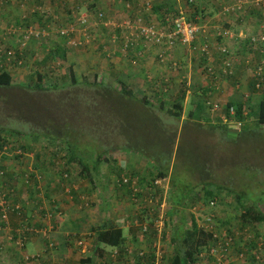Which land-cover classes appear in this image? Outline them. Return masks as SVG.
Wrapping results in <instances>:
<instances>
[{
	"label": "rangeland",
	"instance_id": "obj_1",
	"mask_svg": "<svg viewBox=\"0 0 264 264\" xmlns=\"http://www.w3.org/2000/svg\"><path fill=\"white\" fill-rule=\"evenodd\" d=\"M83 1L86 0H0V69L4 74L6 73L11 77L10 86H0V144L2 142L4 143L3 148L0 149V206L6 203L3 208L0 207V211L2 209L5 211V217L0 218V264H65L66 258L70 256L73 260L71 264H80L85 254L79 249L69 252L63 246L66 241L71 242V237H74L73 239L77 240V242L81 240L78 236H72L75 235L76 231L79 233L82 232L85 235L82 237V240H89V243H92L91 237H88L86 234L91 228L97 227L100 220H103L98 212V208L101 207L100 204H97L98 207H94L96 203L89 204V208L81 204L91 202L90 200L81 199V196L88 195H86V192L80 186V177L75 178L76 175L79 176L82 170L80 165L89 166L94 164L98 156L105 157L106 167L113 168L114 172H116L115 175L117 177L113 176L116 182L117 179L120 181L119 177L122 176L124 179L129 180L130 183L135 184L134 189L135 191L138 190V194L135 200L131 199V203L137 206V210L135 209L133 214L135 213L136 219H141L143 221L142 225H146L147 227H151L152 224L150 223L154 220L153 225L157 232L154 238L143 237V241L156 246L157 254L160 255V258L153 260L151 264H168L174 256V248L171 244L172 236L169 234V232L172 231V226L166 212L168 209L167 198L171 190L170 181L168 180V183L166 180L165 183L162 184L165 193L163 190L159 191L160 188L156 189L152 182L158 180V172H156L157 170H155V167L150 161V155L152 154L155 155L157 162H159L158 156L159 159L162 160L161 155L164 153L168 154L167 148L159 143H163L162 141H169L170 137L174 134L175 144L173 142H168L172 144V146H169L171 149V154H169V176H171L173 168L175 171H178V169L183 170V160L196 156L200 157L199 164L210 167L213 178L216 177V183L229 187L233 192L246 190L245 186H243V182L238 180V178L243 180L240 178L243 171L246 169L250 170L253 166L257 167L259 170H264V143L259 145V143H257L258 141L254 138L253 140H251V138L247 139L245 142H243L242 139H228L227 137L228 140H226L225 136L217 131L212 136L204 134L203 131L198 132L195 126L197 121L194 124H190L187 115L189 112L195 111L194 106L199 101L200 104L203 102L204 105L207 101L215 103L212 94L208 95V93H204L201 94L199 99H191L189 101H185V98V105H183V107L186 108L181 120L177 121L170 118L167 111L171 110L173 105L181 100V95L184 92L180 82L183 81L182 77H185L184 71H186V66L177 65L174 69L173 63L172 65L167 64V54L162 63L157 59L160 54L165 53V49H159L157 51L158 55L155 58L154 55L156 52L151 48L154 54L148 56V59L152 58L153 63L158 69H163V72L166 71V75H164L166 76L165 79L172 81L176 88L167 85L164 93H157L154 90L155 85H157L155 81H161V77L160 75L153 76L151 74L152 76H149L151 79L160 78L153 81V86L149 82V88L144 89V87H146L145 81H148L147 78H145L144 75H140L136 79L133 77L127 78V74L124 76V72H128L127 70H129L130 66L123 70H119L118 67L120 65L115 64L116 60H114V45H110V49H108L102 41L99 42V24L101 23L99 15L101 14H99L98 11L100 7H97V3L95 4L96 1L93 2V7H88L87 9H85L86 6L83 5ZM231 1L234 0H224L225 7H233V4L230 3ZM236 1L241 2V0ZM253 2L254 1H252V3ZM188 4L190 5V3ZM67 9L69 10L68 15L66 14ZM244 9H246V7H244ZM252 9H254L253 12L255 13L256 19L257 17H264V7H252ZM259 10L261 11L259 12ZM35 11H38L41 14L40 16H44V20H50V23L46 24V30L42 31L45 39L43 41H41V39L37 40V33L30 32V30V36L25 37L23 40L21 39V43L17 35L11 34L16 17L20 15L25 19V17L28 16V19L34 22L36 18L34 15ZM182 11L189 19L191 18L188 11L184 9H182ZM217 13H220V11ZM222 13L225 14L223 16L239 15L234 12L226 13L222 11ZM123 14L122 12L120 15L122 16ZM60 16L68 19H62ZM83 16L88 19L86 36L90 39L89 44H82L84 45L82 47L77 46L68 48L66 45L65 48L62 47V41L64 40L61 39L62 37L59 36V34H56V36L54 35L57 27L63 29L68 26H74L77 29L75 41L80 40L82 43L84 39L80 35L78 19ZM130 16L132 15L126 14L124 20H131L127 19L130 18ZM192 20L198 23L196 17ZM201 20L203 21L201 25L206 27L211 26L209 19L206 20L202 18ZM216 20L223 21V18L218 17ZM250 24L252 26L254 25L253 30L256 33L251 37H256L259 34L264 35V25H261V23L256 25L255 22ZM223 25H220L221 28H214V39L219 37L216 35L217 32L228 30ZM37 31H39V29ZM102 35L106 36L107 34L101 33V37ZM29 38H35L36 41L31 42ZM106 40L108 44L112 42L110 38ZM248 49L250 50L247 54L252 57V59L247 60L248 64L246 66L243 63L244 61L240 59L239 68L235 69L236 73H238L236 80L234 77L230 79L226 77L221 78V80H226L227 83L232 85L233 97H236L240 104L246 103V107H250L251 105L255 106L261 97H264V82L259 83L260 87L257 89L255 83L258 81L255 80L254 76L255 67L264 63V46L259 45L254 48L253 46H248ZM174 50L175 49H173L171 53ZM63 52H65L64 55ZM103 52L105 54H103ZM210 52L212 51L210 50ZM16 53L17 55H15ZM54 53H56V55H53ZM142 54L143 51L140 50L137 56L140 57ZM199 54V56L202 55L201 53ZM203 55H205V53H203ZM17 56L20 59H17ZM48 56L51 57L48 58ZM139 61H132L134 66L129 70L130 72L135 70V73H137L139 69L135 68L140 66ZM223 61L228 60L224 59ZM18 62L21 63V66L17 65ZM68 66L74 68L79 81L78 85L75 87H69L65 82L64 70ZM203 66L204 65H200L199 67L204 71L206 68ZM164 67L166 68L164 69ZM216 68L218 71L220 70L219 67ZM120 71L122 75H119ZM157 72L159 73V71ZM176 72L180 75L173 78ZM38 74L43 77L42 85L45 87L43 91H37L34 87V84L37 83ZM231 75L233 76L234 73ZM94 77L98 79V84L109 86L116 92L121 91L124 86L131 89L135 97L137 96L136 98L139 96L140 98L138 99L144 98L147 100L151 108H145L140 102H135L133 100L130 102L128 100L127 103H130L128 109H130V111H125L124 115L130 116L131 112L134 121L135 116L139 117V112L147 113V115L150 114L154 122L161 128L159 131L161 133H159L158 137L152 138V136L146 133L143 134V132L135 130L134 136L129 138L127 120L119 117V100H112L106 103L102 98L104 92L95 86L97 81L95 82ZM237 86L239 88H236ZM246 94H249L250 97ZM116 95H118V93ZM248 98L252 100L249 102L246 101ZM161 101L164 102V107L160 110L159 103ZM213 105L215 104L208 105L207 107L205 105V108L203 107L202 109H207L209 111L208 108H213ZM224 110L225 107L221 106L220 112L215 113L217 119L220 117L219 113ZM202 113L198 115V117L203 120H201V123L205 125L212 124L213 126L220 125L219 123L208 120L210 114L204 112L202 115ZM143 118L147 120L148 117L144 116ZM123 121L124 123H121ZM166 133L170 134V136ZM131 138L139 140V143L143 144H132L130 141H133V139ZM143 140H145V143ZM229 140L232 142H229ZM154 143L156 146L153 149L152 146ZM132 147L133 149L135 148V151L130 150ZM72 154L77 157L79 156L80 160L76 159L74 162H68ZM43 156L57 159L56 166L53 167L52 170L56 180L61 179L56 175L58 171H62L64 175L68 174L70 176L72 174L71 176H73L74 180L79 181L80 187L77 189L76 193L71 192V189L67 187L64 188L67 192L61 193L59 190V193L54 194V196H52L50 192H45L46 195L44 194V190L47 188L45 184L48 182V179H50V176L47 175L50 174L51 171L44 172L34 170V166L38 165ZM127 157L130 163L126 161ZM66 162H68V164ZM132 163L147 166L140 168V165H137L132 168ZM2 168H4L5 171L2 170ZM100 170H102V173H105L104 168ZM262 172L264 171H261V173ZM4 174L14 175L15 180L10 181V184H8L9 180H7V183H4ZM2 175H4L3 178L1 177ZM24 176L25 179L31 176L36 178L35 189L30 188V191L26 192V189H24L26 187L25 184L33 186L34 181H28V183L25 181V183L22 182L24 185L23 188L21 186V181L24 180ZM141 177L144 179V182L140 185ZM185 179L188 178L186 177ZM189 179L192 181L191 178ZM245 179V185L249 188L250 195L253 196L259 178L256 175H251L245 176ZM130 185L131 184H129V186ZM8 187L14 188L15 192L8 195L6 193ZM110 189H112V191L115 190L118 194V190H116L118 189L117 187H111ZM108 193L109 191L106 189L105 194L107 195ZM221 193L225 200L222 201L221 204L217 202V205L213 208L209 205L201 208L200 206L203 205V201L201 195L197 194V205L193 208L187 207L185 210V217L188 219L190 215H194L197 225L201 229H205L207 226L206 220L212 213L215 219L211 221L210 224L213 225L218 221L221 223L225 222V228H228L230 232H242L241 241L239 243L236 242L237 244L233 251L236 257L232 255V258L235 257L237 262H244L246 252L251 250L246 248L248 245L245 241L247 239L246 235L250 233V228L243 227L240 224L239 217L242 209L237 205V196L234 193L228 194L225 190H222ZM57 196L60 197L62 203L67 201L68 204H74L72 213L71 211L69 213L63 211L62 214L65 215L64 217L57 208L51 206L52 201H57ZM19 198L23 203H18V208L13 207V200ZM71 198H73L72 201L70 200ZM256 198H259V195H257ZM75 200L78 201L75 202ZM8 205L9 208H16L18 211L23 209L26 214L27 208L35 209L33 212L34 215H38L40 210L43 212L45 206L47 210H44V213L37 217V222L42 219L41 223L43 226L39 228V226L35 225L36 222H33L30 218L26 219V217L23 218L21 214L8 212L5 209ZM133 205H131L132 208L134 207ZM111 206L112 204L108 203L107 207L109 210L114 209ZM89 213H91L89 217L93 221L90 225L86 219ZM156 216L158 217L157 220H155ZM72 219H75L78 223L81 221L85 226H80V230H77L74 226L75 222L72 221ZM24 220L28 223L24 228L29 227L31 229V232H28L26 235L20 230V221ZM69 220L71 223H69ZM83 220L88 224H85ZM108 224H110V222ZM129 225L131 224H127L128 227ZM164 226L168 227V229L166 230ZM260 226L261 225L257 227V229L260 228V230H258L259 237H261V234L264 235V226ZM141 227L142 226L138 223L137 228ZM55 228L57 231H55ZM38 229L41 230L35 231ZM14 231L18 234L17 239L13 236ZM52 233H54L55 236L53 239L59 238L65 240L63 246L57 247L56 240H51ZM61 233H64L65 237L61 238ZM123 234L126 235L125 232H123ZM34 239L39 241L41 247H44V252L40 254L35 253V251L30 253L26 252L28 250V242ZM244 242L245 246L243 247L242 245ZM258 243L260 242L258 241L257 245ZM93 244L96 245V242H93ZM132 248L138 250V252L148 250L146 249L147 247L140 249H135L136 247ZM240 253L244 254V260L239 259ZM126 258L127 257H125L123 261L116 259L111 260L109 258V260L107 259V263L126 264ZM27 259L28 262L25 263ZM127 262L132 264L130 259L129 261L127 259ZM107 263L106 260L99 262V264Z\"/></svg>",
	"mask_w": 264,
	"mask_h": 264
},
{
	"label": "crops",
	"instance_id": "obj_2",
	"mask_svg": "<svg viewBox=\"0 0 264 264\" xmlns=\"http://www.w3.org/2000/svg\"><path fill=\"white\" fill-rule=\"evenodd\" d=\"M95 1H94L95 4L97 3V7H100V9L98 10L99 14H103V20L99 24V33H100L98 34L99 42L102 41L105 44V47L108 49H110L109 47L110 45H114L115 52L113 55L115 57L114 60H116L115 64L120 65L118 67L119 70H123L124 68H127L129 66H130L129 67V70H130L132 66H134L133 62L135 60L136 61L140 60L139 61L140 66L138 68H135V69H139L137 73H135V70H132L134 73L127 70L128 72H124V76H126L127 74L128 75L127 78L133 77L134 79H136L138 78V76L144 75L145 78H147L148 80V81H145L146 87H144V89L149 88V85H150L149 82L153 86L154 85L153 81L161 77V81H155L157 85H155L154 90L157 93L162 92L163 88L166 89L167 85H169L172 88H176L173 85L172 81H168L167 79H165L166 76L164 75H166L165 74L166 71L163 72V69H158L153 63L152 58L148 59V56H150L151 54L152 55L154 54L151 51V48L152 50L156 52V54L154 55L155 58L158 55L157 51L159 49L161 50V48L154 47V46L143 48L141 44H138V45L134 44L133 46H129V48L126 51H124L123 49L125 45L124 34L123 32L115 29L114 27L117 24H121L124 21H126L124 20V17L126 14L132 15L130 16V18H127V19L132 20L133 18H136L139 16V17H143L145 22H153V23H159V24H164V21L166 19L172 18L173 15L175 14L177 15L179 11H181L182 9L188 11L191 17L193 18L196 17L198 24L200 26H203L205 29L204 34H201V36L196 40V42L190 48L177 46L172 53L166 52L167 54L166 58L168 61L167 64L172 65L173 63L174 69L177 67V65L186 66L185 68L186 71H184L185 77H182L183 81L180 82L183 86L182 89L184 90V93L186 92L185 101L186 100L189 101L191 99L193 100L199 99L201 94H204V93H208V95L212 94L213 100L215 101V103L209 101L205 104L206 107L208 106V104H215V105H219L220 107L221 106L225 107V110L219 113L220 117H218V119L216 118L217 115L215 114L217 113V111H214L212 108H208L210 112L207 109H202L201 113L203 112L202 115L204 114V112L207 114H210V118L208 120L214 123H219L221 126L226 127L227 129L230 130L231 125H227L230 121L226 119L227 118L226 108L229 106L231 107V105L234 103L240 104V102L236 99V97L234 98L232 95V85L227 83L226 80L224 81L221 80V78L228 77L225 74L226 73L225 67L233 69V71H235L236 73L235 69L239 68L238 65H239L240 59L244 61L243 63L245 66L248 64L247 60L252 59V57L248 56L247 54L248 51L250 50L248 49V46H250L249 39L252 35H255L256 33L253 30L254 25L252 26L250 23L255 22L256 25H259L260 23L261 25H264V17H257L258 19L257 20L255 18V13L253 12L254 9H252V7H264V0H241V2L236 1V0L231 1L230 3L233 4V7H231V9L234 10L232 12L239 14V15H232V16H223L225 14L222 13V11H224L227 8L225 7L224 0H95ZM145 1H148L150 3V7H151L150 15L144 12L143 7H144ZM252 1L254 2L252 3ZM126 3H130L131 5L130 11H126L125 7H123ZM188 3H190L191 6ZM83 5H86L85 9H87L88 7H92L93 3L83 1ZM244 7H246V9H244ZM261 10H259V12ZM218 11H220V13H217ZM122 12L124 14L121 16L120 14ZM66 14L67 15L69 14L68 9H67ZM60 17L62 19L65 18L62 16ZM218 17H222L223 21L216 20ZM202 18H205L206 20L209 19L211 26L206 27L204 25H201V23H203V21L201 20ZM65 19H68V18H65ZM220 25L225 26L228 30L224 32L221 31L222 32L221 37H217L214 39L213 38L214 36L213 34L215 32L214 28L215 27L221 28ZM247 25L249 26V28ZM101 33H106L107 35L106 36L102 35L101 37ZM82 38L85 41L86 37L84 35H82ZM109 38L112 40V42L108 44L106 39H109ZM219 38H222V39H219ZM204 49H206L205 55H203ZM209 49L212 52H210ZM140 50L143 51V54L142 56L139 57L137 56V54H138V51ZM199 53H201L202 55L199 56L200 55ZM103 54L105 53L103 52ZM224 59H227L228 61H223ZM200 65H204L203 67L206 68V70L204 71L201 70L199 67ZM216 67H219L220 70L218 71ZM165 68L166 67H164V69ZM157 71H159V73ZM151 74L153 76L160 75V77L151 79L149 77V76H152ZM119 75H122L121 71L119 72ZM178 75L180 74L176 72L173 75L174 76L173 78H175ZM236 88H239V87L237 86ZM246 95L250 97L249 94H246ZM138 98L140 97L138 96ZM139 100H144V98L139 99ZM251 100L252 99L248 98V101H251ZM183 105H185V102ZM199 105H200V101L196 103L194 108L196 109V107ZM203 107L205 108V106ZM183 108L185 111L186 107H183ZM202 121H200L199 124L202 125V127L206 126L204 123H201ZM191 123L193 122L190 120V124ZM126 161L130 163L128 157ZM56 162H57V159L55 158L53 159L52 157L49 158L47 156H43L42 160L38 163V165L34 166V170L36 171H44V172L51 171V173L47 175V176H50V179H48V182L45 184L47 188L45 189L46 191L43 189L44 194L45 192L46 193L50 192L52 196H54V194L59 193V190L61 191V193L67 192V190L66 191L64 190V188H67V187L71 189V192L76 193L77 189L81 186V188L86 192V195H88V196H81V199L90 200L91 202V203H81V204H83L84 207L86 208H89V204L96 203L94 207H98L97 204H100L101 207L98 208V212L100 214L101 219H103V220H100V222H98L97 227L91 228L87 234L85 233L88 237H91L92 243H89V240H85V239H83L84 240L83 241L82 237H84L85 235L82 232L79 233L78 231H76L75 235H72V236H78V238L81 240L77 242V240L73 239L74 237H71V242L66 241L65 245L63 246V243L65 242V240L59 239V238L53 239L55 236H54V233H52L51 240L52 239L54 241L56 240L57 247L63 246L69 252L74 251L76 249L81 250L82 253L85 254L81 260L82 264H99V262L102 260H106V263H107V259L109 260V258H112L111 256L112 250L106 249V248L104 249L103 247V251L105 255L104 257L99 259L97 258V255H98L97 252H100V251H98L97 243L95 245L93 244V242H96V237L99 231H102L104 228L109 229L110 227L119 228L121 229L122 233L123 232L126 233V235L123 234L124 245L125 247L128 248V254L124 256V257H127L125 259L126 264H129V262H127V259L129 261V259H132L133 255L138 252V250H134L132 247H136L135 249H140L144 247L145 248L147 247L146 249H149L152 247L151 244L143 241V238L141 237L140 232L137 229H134L132 227V222L136 219L135 217L136 214L135 213L133 214V211L135 209L137 210V206L136 205L134 206L133 203H131L132 201L130 199V194L127 189L118 188L116 186L115 183L119 181L117 179V182H116V180H114L113 178V176L117 177L115 175L116 172H114L113 168H109L108 166L106 167V161L105 162L103 161L101 163L99 170L96 173L97 175L95 174L93 176L84 177L81 175L82 171L80 172L79 176L76 175L75 178L80 177L81 179L80 186H79V181L74 180L73 176H71L72 175L71 173H70L71 174L70 176L68 174H66L67 175L66 176L64 175V172L58 171V174L56 176H58L61 179L56 180L55 175L52 173L53 167L56 166ZM68 162L66 163L68 164ZM137 165H140V168L147 166L143 164L132 163L131 167L133 168ZM80 167L81 169H83L84 166L80 165ZM101 168H104L105 173H102V170H100ZM63 175H64V179H63ZM25 176H24V179H25ZM35 179L36 178L34 177L33 186L25 184L26 185L25 188H24V185L22 184L24 180L21 181V186L24 189H26V192H29L30 188L31 189L36 188ZM143 180L144 179L141 177L140 185L141 183L144 182ZM166 180L170 181V176L167 177L165 181ZM29 181H32L30 177H29ZM74 183L76 184V186ZM111 187L113 188L117 187L118 189L116 190H118V194L115 192V190L112 191V189H110ZM170 187H171V184H170ZM106 189H108L109 191L107 195L105 194ZM40 192H41V188H40ZM57 197H58V199H56L57 201H52L51 206L53 208H57L61 215H63L62 214L63 211L67 213L71 211L72 213L74 204H68L67 201L65 203H62L60 197L59 196ZM70 200L72 201L73 198H71ZM77 201L78 200H75V202ZM20 202L22 201L19 198V203ZM108 203H111L112 204L111 207L114 209L109 210L107 207ZM103 205H104V208H103ZM131 205H133L134 207L132 208ZM26 210H27V214L25 215L26 219L30 218L31 220H33V222H36L35 225L41 228V226H43L41 223L42 219H40L37 222V217L38 215L44 213V210L45 211L47 210L46 207L44 206L43 212L42 210H40L38 215L33 214L35 209L27 208ZM90 214L91 213H89L86 217L89 225L92 224L93 222L92 219L89 217ZM63 216L65 217V215ZM72 221L75 222L74 226L76 227L77 230H80V226H85L81 221L79 223L76 222L75 219H72ZM87 222L84 221L85 224H88ZM109 222L110 224H108ZM69 223H71V221ZM127 224H131V225H129L128 227ZM222 224L226 225L225 222H222ZM261 226H264V224H261ZM165 228L166 230L168 229V227H165ZM258 230H260V228ZM55 231H57L56 228H55ZM172 233H173L172 231L169 232L170 235H172ZM246 236L247 237L251 236V233H248ZM60 237L61 238L65 237L64 233H61ZM261 237H264V235L261 234ZM27 247H28V250L26 252H29V253L32 251H35V253L40 254L45 251L44 247H41L39 241L36 239L32 241L30 240V242H28L27 244ZM246 248H250V246L249 247L247 246ZM253 250L254 251L252 252V255H254L257 260L255 261L251 260V254H250V251L248 250L245 254L246 255L245 261L237 262L235 258L236 257L235 252H233L232 255L235 257L233 258L232 264H264V244L258 243V245L255 246V249ZM120 261H123V260H120ZM71 263H73L72 257L71 256L67 257L65 264H71Z\"/></svg>",
	"mask_w": 264,
	"mask_h": 264
},
{
	"label": "trees",
	"instance_id": "obj_3",
	"mask_svg": "<svg viewBox=\"0 0 264 264\" xmlns=\"http://www.w3.org/2000/svg\"><path fill=\"white\" fill-rule=\"evenodd\" d=\"M34 15L36 16L35 18L36 21L34 20V22L30 21L28 19V16L25 17V19H23L22 16L18 15L13 25V31L11 32V34L17 35L18 38H20V40L21 39L23 40L25 37L30 36L29 34L30 30H31L30 32L39 33V35H41L42 31L46 30L47 28L46 24L50 23V20L49 21L44 20V16H40L41 14L38 11H35ZM176 17L177 15L175 14L173 15L172 19ZM192 19L193 17H191L188 20L192 22L193 21ZM38 29L39 31H37ZM56 30L54 33L55 36L56 34H58L56 33ZM29 39H31V42L36 41L35 38H29ZM39 39L43 41L45 38L42 36H39L37 40ZM61 39L64 40L62 41L61 46L65 48V45H66V47H68L67 37L64 35ZM22 40H21V43H22ZM64 54L65 52H63V55ZM15 55H17V53ZM53 55H56V53H54ZM50 57L51 56H48V58ZM17 59H20V58L17 56ZM17 65L21 66V63L18 62ZM256 71L257 69L255 67L254 74H256ZM225 72H226L225 74L228 76L227 78L230 79L234 77L236 80L237 73H235L233 69L225 67ZM232 73H234L233 76L231 75ZM64 77H65V82L68 84L69 87H75L79 83L76 73L74 71V68L72 66H68L64 70ZM10 78L11 77L8 74L6 73L4 74L2 70L0 69V86H3V87L10 86L11 85ZM37 78H38L37 83L34 84L35 90L37 91L45 90L43 89L45 87H43L42 85L43 77L38 74ZM261 78H264V76L259 77V79ZM94 79H95V82L97 81V83H95V86H97V88L101 89L104 92V95L102 98L106 103H109L112 100H117V99L119 100L120 102V107H119L120 116L119 117H122L124 120H127V130H129L128 132L129 138L134 136L135 130H139L143 132V134L146 133L152 136V138L158 137L159 133H161L159 132L161 128L160 126H158L156 122H154V119L151 117L150 114L147 115V113L139 112V117L135 116L136 120L134 119V121H133V116L131 115V112H130V116L124 115L125 111L127 112L130 111V109H128V106L130 104V103L129 104L127 103L128 100L130 102L132 100L135 102L136 101L140 102L142 103V105H144L145 108L150 107L147 100L145 99L139 100L138 98L135 97L134 93L130 89L124 86L121 91L116 92L109 86H106L104 84H98V79L96 77H94ZM259 83H260L259 81L255 83V87L257 84L259 85ZM255 87H254V90H255ZM163 92L164 91L162 90V92L160 93H163ZM117 93L118 95H116ZM184 99H185V93L183 92L181 95V100L178 103L174 104L171 110L167 111V114L170 118L177 120V121L181 120L183 113H184V108H183ZM201 103L202 104L196 107L195 111H191L187 115L188 120L193 121V124L196 121H198L197 123H195L196 129L198 132L203 131L204 134L212 136L217 131V132H220L221 135L225 136V138L227 137L228 139L230 138H236L237 140L242 139V141L245 142L247 139L251 138V140H253L254 138L256 141H258L257 143H259V145H261V143H264V97H261L260 101L256 103L255 106L251 105L250 107H246L245 106L247 105L246 103H243V104L234 103L232 105L230 104L231 107L236 112V119L238 121H241L242 123L241 128L239 129V133L236 135L230 133V131L226 127H223L221 125H217V126L206 125L202 127V125L199 124V122L201 121V118L198 117V115L201 113L202 108L205 105L203 102ZM162 107H164L163 101L159 103L160 110ZM229 108L230 106L227 107L226 109H229ZM144 116L148 117L147 120L143 118ZM121 123H124V121ZM166 134L170 136V134L168 133ZM0 138H1V135H0ZM139 138H142V137H139ZM227 138L226 140H228ZM131 139H133L134 141V142L130 141L132 144H137V145L143 144V143H139V140H134V138H131ZM143 142L145 143V140H143ZM162 142L163 143H159V144L160 145L162 144L165 148H167L168 154H165V153L162 154L161 155L162 160H160L158 156L159 162L156 161L155 155L152 154L150 155V161L155 167V170H157L156 172H158L157 174L158 180L165 181V179L169 177V173H170L169 172V169H170V160H169L170 155L169 154H171V149L169 146H172V144L168 142H173L175 144L174 134L172 137H170L169 141H166V142L162 141ZM229 142H232V141L229 140ZM3 144H4L3 142L0 144V149L3 148ZM155 146L156 144L154 143L152 148L154 149ZM134 149L133 147L130 148V150L132 151H135ZM76 159H79V156L77 157L76 155L72 154L69 161L74 162L76 161ZM103 161H106V158L98 156L95 159L94 164H91L89 166L82 165L84 167L81 170L82 171L81 175L84 177L95 175L98 172L99 167ZM199 161H200V157L193 156L192 158L183 160L182 167L184 171L180 169H178V171H175L174 168H173V171H171V176H170L171 190L167 198L168 209L166 212H167L168 217L170 218L169 222L172 226L171 229L173 233L171 235L172 236L171 244L174 248V256L173 258H171L169 264H200L199 254L203 253L204 251L209 250V248L212 246H215L216 248H218L219 245H222L218 240L216 239L215 241L213 240V235H214L213 232H207L201 229L197 225V221H196V218H194V215H190L188 219H186L185 217L186 208L187 207L193 208L195 207V205H197V201H198L197 194L201 195L203 205H201L200 207L202 208L206 205H209L210 203H214V205H217V202H219L221 204L222 201L225 200L221 193L222 190L223 191L225 190L226 192H228V194L234 193L237 196V199H238L237 205L240 206L242 209L241 215L239 217L240 224L243 227H246V228L249 227L250 228L249 232L250 233L252 232L251 236L247 237L246 244L250 246L249 249H251L250 250L251 260L252 261L257 260L255 256L252 255V252L254 251L253 249H255V246L257 245L258 241L261 244H264V237H259L258 232H257L258 231L257 227L261 224H264V172L261 173V171H264V170H259L257 167L253 166L250 170L246 169L245 171H243L240 175V178L243 180H240L239 178L238 180L243 182V186H245L246 190L241 191V192H233V190L231 191L229 187L222 186L221 184L216 183L215 182L216 177L213 178L212 176L213 173L211 172L210 167L199 164ZM2 170H4V168H2ZM4 175H2L1 177L3 178ZM251 175H256L259 178V181L257 183L258 184L257 188L253 192L254 195L252 194L253 196L250 195L249 188L245 185V182H246L245 176H251ZM186 177L188 179H185ZM189 178H191L192 181H190ZM4 179H5L4 183H7V180H9L8 184H10V181L14 180L15 176L6 174ZM30 179L33 180L34 176H31ZM24 181L28 183L29 178L24 179ZM153 183L154 182H152V184ZM116 186L118 188L127 189L130 194V199H131L130 187L121 185L119 181L116 183ZM12 192H15L14 188L8 187L6 193L9 195ZM257 195H259V198H256ZM18 203H19V199L13 200L12 206L17 207ZM12 210L14 211L15 209H12ZM20 212H21L22 217L25 218L26 213L23 211V209H21ZM16 213H18V210H16ZM157 219L158 217L156 216L155 220ZM141 221H142L141 219H135V221L132 223V227L134 229H137L140 232V235L142 236V238L143 237H148V238L153 237L154 238L157 233L155 230V226L153 225L154 220L150 223L152 224V226L148 227L147 231L144 232V234L142 233L141 228H137V226L135 225V223L137 224L139 223L140 225H142L143 221L142 222ZM27 225L28 223L26 222V220L20 221V230L22 231L23 230L22 228H24V226H27ZM216 228L217 230L215 229L216 231L214 230V233L215 235L216 234L218 235V237L221 239V242L225 240L224 239L225 236H227L226 238H233L234 242H233L232 249H234L235 245L241 241L242 232L241 233H239L238 231L230 232L228 228H225V224H222L220 221L217 222ZM28 229L30 228L28 227ZM36 231H39V230H36ZM13 236L15 239H17L18 234L14 231ZM96 243L98 246V251H100V252H97L98 254L97 258L99 259H101L105 255L103 251V247L104 249L106 248V249L112 250V253L116 251V254L114 255V257L110 258L111 260L112 259L123 260L125 258L124 256L127 255L128 248L125 247L124 245L123 233L121 229L119 228L110 227L109 229L104 228L102 231H99L96 237ZM242 246L243 247L245 246V242ZM138 253L139 252L134 254L132 259H130L132 264H143L145 262L147 264H151V262L155 258L154 250L152 248H149L146 251V256L143 259H140V260L138 259L139 258L137 256ZM232 253H233V250H232ZM232 262H233V258L231 254L229 257L228 264H232Z\"/></svg>",
	"mask_w": 264,
	"mask_h": 264
},
{
	"label": "built area",
	"instance_id": "obj_4",
	"mask_svg": "<svg viewBox=\"0 0 264 264\" xmlns=\"http://www.w3.org/2000/svg\"><path fill=\"white\" fill-rule=\"evenodd\" d=\"M92 2V1H91ZM89 2V3H91ZM125 10L126 11H130L131 9V5L130 3H126L124 5ZM144 12L148 13V15L151 14V7H150V3L148 1H145L144 3ZM226 13H230L232 11H234L231 8H226L224 10ZM99 18L101 19V21L103 20V15H99ZM87 25H88V21H87V17L83 16L80 19H78V26L80 28V35H84L86 37L85 41L82 43L79 41H75L76 39V35H77V29L74 26H68L66 28H59L57 27L56 33H58L61 37H63L64 35L67 37L68 41H67V46L68 47H80L82 46V44H89V40L86 36L87 34ZM115 29L123 32L124 34V38H125V45H124V51H126L129 46H133L141 44L143 48H148V47H158V48H164L165 49V53H162L158 56V60L161 61L162 63L165 60V55L166 52H171L173 49H175L177 46H181V47H192L193 43L196 41V39L199 37V35L204 34V27H201L199 24L195 23V22H191L187 19V16L185 13H183V11H180L178 13V16L174 19H166L164 21V24H159V23H153V22H145V20L143 19V17H136L133 20H126L121 24H117L115 27ZM217 36L221 37V32H217L216 33ZM39 36H44V33L42 32L41 35H39V33H37L36 37L38 38ZM249 45L250 46H264V35H257L256 37H251L249 39ZM203 52H206V49L203 50ZM257 71L256 74H254L255 76V80L259 81L260 83L264 82V78L259 79L260 76H264V63L258 65L256 67ZM259 85H256V88L259 89ZM209 106L211 104H208ZM220 106L219 105H213V110L220 112ZM222 111V110H221ZM227 113L228 116L230 117H234L235 116V110L233 108H229L227 109ZM237 127H241V124H237ZM121 183V185L123 186H128L131 189V199L135 200L136 195L138 194V190L135 191L134 183H130L129 180L124 179V177H122L119 181ZM165 181L163 180H156L154 181L153 185L156 189H159V191H164V187L162 184H164ZM129 184H131L129 186ZM7 202V201H5ZM4 202V203H5ZM6 205V203L3 206H0L1 208H3ZM209 206L211 208H213L215 205L214 203H210ZM18 208V207H17ZM5 209L11 213H16V209L13 211L12 208H9V205L7 207H5ZM16 214H21L20 211H18V213ZM5 217V211L4 209H2L0 211V218ZM6 219V218H5ZM161 219V218H160ZM215 219V216L213 214H210L208 219L206 220V224L207 226L205 227V231L207 232H213V240L215 241L218 240L222 245H219L218 248H216L215 246H212L209 248V250L204 251L203 253L199 254V261L200 264H228L229 261V257L232 254V246H233V238H226L227 236H225V240H223V242H221V239L218 237V235L214 233V230L217 226V223L215 224H210L211 221H213ZM7 220V219H6ZM162 220V219H161ZM5 221V220H3ZM2 224V223H1ZM136 226H138L137 223H135ZM163 225V222H162ZM142 233L144 234V232L147 231L148 227L146 225H140ZM31 229L28 228H24L22 230L23 234H27ZM215 230V231H216ZM220 234V233H218ZM154 250V255L155 258L154 260H157L158 258H160V255L157 254V249L156 246L152 245L151 247ZM116 254V251L113 252L112 257H114V255ZM137 256L139 257L138 259H143L146 256V251L142 250L140 251ZM244 255L243 254H239V259H243ZM28 262V259L25 260V263ZM143 264H147L146 262ZM157 264V263H155Z\"/></svg>",
	"mask_w": 264,
	"mask_h": 264
},
{
	"label": "clouds",
	"instance_id": "obj_5",
	"mask_svg": "<svg viewBox=\"0 0 264 264\" xmlns=\"http://www.w3.org/2000/svg\"><path fill=\"white\" fill-rule=\"evenodd\" d=\"M92 1V2H91ZM95 0H86L85 2H91V3H93ZM84 6H86V5H84ZM93 6H94V3H93ZM182 11V10H181ZM180 12V11H179ZM103 15V14H102ZM177 16H178V14H177ZM187 16V15H186ZM168 19H172V18H168ZM187 19H189L188 17H187ZM102 22V21H101ZM192 22H194V21H192ZM198 24V23H197ZM200 36V35H199ZM199 38V37H198ZM197 38V39H198ZM196 39V40H197ZM196 42V41H195ZM194 42V43H195ZM193 43V44H194ZM82 46H84V45H82ZM81 46V47H82ZM166 89L165 88H163V91H165ZM230 108H232V107H230ZM228 121H230L227 125H231V128L232 127H234L236 130H238L239 131V129L241 128V127H237V124L239 123H241V121H238L237 119H236V112H235V116L234 117H230V116H228V113H227V118H226ZM241 125H242V123H241ZM229 130V129H228ZM230 131V130H229ZM231 133V132H230ZM122 178V177H121ZM120 178V179H121ZM240 254H243V253H240ZM244 255V254H243Z\"/></svg>",
	"mask_w": 264,
	"mask_h": 264
},
{
	"label": "water",
	"instance_id": "obj_6",
	"mask_svg": "<svg viewBox=\"0 0 264 264\" xmlns=\"http://www.w3.org/2000/svg\"><path fill=\"white\" fill-rule=\"evenodd\" d=\"M230 132H231L232 134H234V135H236V134L239 133V131L236 130L234 127L230 128Z\"/></svg>",
	"mask_w": 264,
	"mask_h": 264
}]
</instances>
